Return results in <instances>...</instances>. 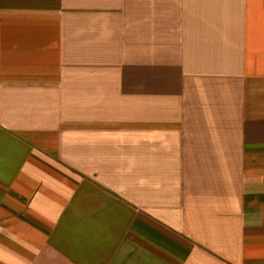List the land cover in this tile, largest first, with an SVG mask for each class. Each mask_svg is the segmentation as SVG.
<instances>
[{
    "label": "crops",
    "instance_id": "0c3cea01",
    "mask_svg": "<svg viewBox=\"0 0 264 264\" xmlns=\"http://www.w3.org/2000/svg\"><path fill=\"white\" fill-rule=\"evenodd\" d=\"M0 264H264V0H0Z\"/></svg>",
    "mask_w": 264,
    "mask_h": 264
}]
</instances>
